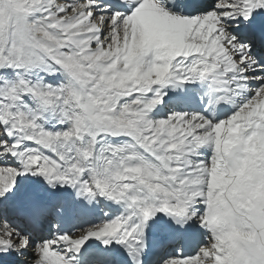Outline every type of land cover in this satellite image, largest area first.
Masks as SVG:
<instances>
[{
	"label": "snow or ice",
	"instance_id": "1",
	"mask_svg": "<svg viewBox=\"0 0 264 264\" xmlns=\"http://www.w3.org/2000/svg\"><path fill=\"white\" fill-rule=\"evenodd\" d=\"M0 264H264V0H0Z\"/></svg>",
	"mask_w": 264,
	"mask_h": 264
}]
</instances>
